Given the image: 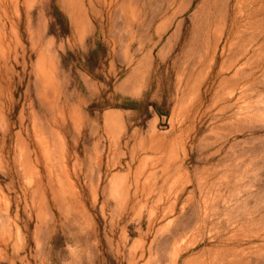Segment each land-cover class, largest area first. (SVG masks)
Wrapping results in <instances>:
<instances>
[{
    "label": "rangeland",
    "instance_id": "rangeland-1",
    "mask_svg": "<svg viewBox=\"0 0 264 264\" xmlns=\"http://www.w3.org/2000/svg\"><path fill=\"white\" fill-rule=\"evenodd\" d=\"M0 264H264V0H0Z\"/></svg>",
    "mask_w": 264,
    "mask_h": 264
}]
</instances>
